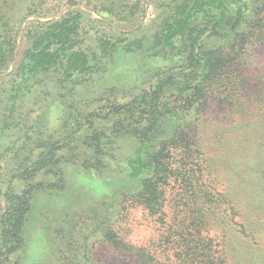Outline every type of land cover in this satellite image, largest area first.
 <instances>
[{
  "label": "rangeland",
  "instance_id": "rangeland-1",
  "mask_svg": "<svg viewBox=\"0 0 264 264\" xmlns=\"http://www.w3.org/2000/svg\"><path fill=\"white\" fill-rule=\"evenodd\" d=\"M225 1L230 6L229 0ZM243 2L251 8L255 5L254 0ZM168 3L172 0H0V43L7 65L0 68V211L7 205V192L26 187L17 176L30 164L24 159L31 156L30 144L24 145L22 135L46 132L60 144L70 146L60 151L67 160L62 164V181L46 175L45 168L32 178L35 183L52 180L64 188L43 186L33 192L26 244L13 254L11 262L142 264L138 256L105 240L103 232L96 229L104 221L105 227L114 226L128 244L159 255L164 261L170 258L160 246L166 226L138 202L125 199V193L136 190L144 174L142 171L138 177L131 176L130 163L137 158L140 142L129 133L114 132L105 140L104 151L98 157L82 142L89 114L97 126L107 128L112 123V116L106 115L110 105L128 102L168 76L172 57L148 49L154 24L170 11H164ZM76 8L84 11L80 30L84 41L78 49L88 52L94 69L85 75L88 79L83 84L68 81L63 87L59 67L36 71L34 63L25 58L31 45L28 33L34 32L39 22L60 18ZM105 38L116 46L102 56L99 46ZM216 38L209 46L219 43ZM251 54V81L248 90L242 89L236 98V112H227L223 101L213 100L200 117L201 126L196 130L201 154L197 156L203 164L204 181H213L204 167L218 169V188L246 202L253 199V215L264 216V194L252 190V183L260 175L257 169L264 162V42ZM247 67L241 66L240 70L245 72ZM178 121L177 116L165 117V132H170ZM88 163L98 167L86 169ZM242 173L246 179L243 193L238 188ZM164 189L169 214L166 219L170 221L172 206L178 199L184 200V191L180 192L182 187L175 179ZM233 226L229 223L224 227L229 247L251 264L252 248L241 244Z\"/></svg>",
  "mask_w": 264,
  "mask_h": 264
},
{
  "label": "trees",
  "instance_id": "trees-1",
  "mask_svg": "<svg viewBox=\"0 0 264 264\" xmlns=\"http://www.w3.org/2000/svg\"><path fill=\"white\" fill-rule=\"evenodd\" d=\"M254 3L251 8L243 0H229L230 6L225 0H172L164 7V11H170L154 24L148 47L156 50V55L163 53L172 57L168 76L161 77L157 84L128 102L110 105L106 115L112 116V123L107 128L97 126L89 114L88 131L82 142L94 157L103 153L105 140L114 132L129 133L140 142L137 158L130 163L131 176L138 177L142 171L144 174L137 189L125 193V199L138 202L166 226L160 246L170 258L164 261L159 255L157 258L144 248L128 244L114 226L105 227L106 221L99 222L96 229L103 232L109 244L138 256L142 264H250L229 247V235L224 230L229 223L234 225L241 244L252 248L251 264H264V216L253 215V199L246 202L218 188V169L208 168L205 163L204 169L213 181L207 183L202 179L203 164L197 156L201 154V144L196 130L201 126L200 117L213 100L223 101L227 112L234 113L239 92L248 90L252 75L248 68H253L254 63L249 61L253 56L251 51L264 42V0H254ZM83 12L80 8L70 10L60 18L39 22L38 28L28 33L31 45L25 58L34 63L36 71L59 67L63 87H67L68 81L83 84L88 79L85 75L94 69L88 52L78 49L84 41L80 31ZM213 38L219 43L209 46ZM115 46L111 40L101 39V55L107 56ZM5 60L4 46L0 43L1 69L7 66ZM244 65L248 66L245 72L240 70ZM172 116H177L179 121L166 133L163 120ZM21 138L25 146L30 144L31 156L24 159L30 164H24L26 169L17 175L26 187L7 192V205L0 211V264H18L17 260H10L26 244L33 192L43 186L64 188L53 183L57 178L62 181V164L67 160L60 151L70 147L69 144H60L46 132ZM97 167L88 163L86 169ZM44 168L45 174H51L54 181L33 182L32 178ZM259 168L260 175L252 183V190L264 194V162ZM173 179L182 187L184 200L174 203L168 221L164 188ZM245 183L242 173L238 185L242 193ZM256 209L260 211L259 207ZM85 233L82 227V234ZM100 264L105 263L100 261Z\"/></svg>",
  "mask_w": 264,
  "mask_h": 264
}]
</instances>
